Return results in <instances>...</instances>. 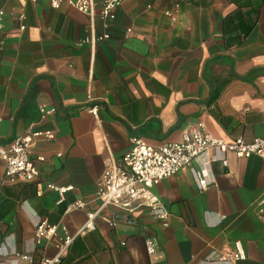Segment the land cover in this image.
Segmentation results:
<instances>
[{"label":"crops","instance_id":"1","mask_svg":"<svg viewBox=\"0 0 264 264\" xmlns=\"http://www.w3.org/2000/svg\"><path fill=\"white\" fill-rule=\"evenodd\" d=\"M0 10V147L53 131L31 148L33 158L45 157L40 181L73 186L61 202L55 190L39 196L35 182L6 178L0 159V243L35 262L53 256V244L33 248L36 217L57 226L60 237L73 236L61 264H206L213 252L238 249L244 257L236 264H264L259 156L229 152L225 165L211 148L152 188L165 220L146 205H109L86 228L88 214L100 209L92 201L97 183L121 164L132 135L159 146L202 123L227 142L264 137V0H125L110 22L49 0H0ZM105 33L103 41H86ZM41 104L56 113L43 118ZM195 172L210 181L206 188ZM79 200L89 203L70 210Z\"/></svg>","mask_w":264,"mask_h":264},{"label":"built area","instance_id":"2","mask_svg":"<svg viewBox=\"0 0 264 264\" xmlns=\"http://www.w3.org/2000/svg\"><path fill=\"white\" fill-rule=\"evenodd\" d=\"M38 2L39 0H26ZM125 0H49L54 8H59L63 3L77 8L94 18L98 15L103 21L110 22L117 18L118 9ZM99 8V12L97 11ZM172 22H176V16L168 11ZM4 10H0V59L6 44L3 34L4 29ZM20 20L25 18L22 13L18 16ZM109 33L98 37L87 39V42L94 44L109 38ZM56 106L40 105V112L43 118L54 115ZM96 107L92 112H96ZM39 137L54 138L55 134L51 130H36L26 135L16 136L8 148L0 147V159L6 163L5 177L11 181L35 182L37 184V195L41 196L46 189L57 191L64 200L67 191L73 186H58L52 182L43 184L40 181L39 163L45 161L44 156L33 158L31 148ZM215 149L223 163L228 164L227 154L235 153L238 157L249 158L259 156L264 159V137H257L247 141L243 137H237L231 142L216 138L210 135L204 124L185 131L178 141L165 142L159 146L149 144L142 136L134 134L131 137V147L122 158L121 164H112L103 172L97 183V192L92 201L100 202V209L88 214L86 223L87 229L95 228V218L102 208L109 205L118 206L127 211H134L139 205L149 206L152 213L163 220L168 216V212L162 205L159 198L152 192V188L163 179L178 173L185 166L191 165L205 156L209 149ZM217 159V156L211 158ZM196 181L199 188H206L210 181L196 173ZM91 202V201H90ZM89 202L79 200L69 206L70 210H78L87 206ZM35 233L33 248L42 247L45 251L51 244L55 245L56 253L53 256L43 254L39 264H61L65 252L68 250L73 236L66 235L60 237L58 228L48 224L41 218L34 217ZM113 225V224H112ZM150 253L155 252L156 243L152 239L147 240ZM0 257L4 261L0 264H17L22 258L27 264L34 261L33 254L19 253L15 249L7 246L5 242L0 243ZM244 255L240 249L234 252L221 253L213 252L208 256L206 264H236ZM7 259V260H6Z\"/></svg>","mask_w":264,"mask_h":264},{"label":"trees","instance_id":"3","mask_svg":"<svg viewBox=\"0 0 264 264\" xmlns=\"http://www.w3.org/2000/svg\"><path fill=\"white\" fill-rule=\"evenodd\" d=\"M40 259H41V257H40ZM40 259L37 262L33 261V264H39Z\"/></svg>","mask_w":264,"mask_h":264}]
</instances>
